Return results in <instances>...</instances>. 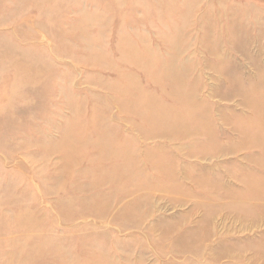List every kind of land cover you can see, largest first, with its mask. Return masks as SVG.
<instances>
[{
    "label": "rangeland",
    "instance_id": "rangeland-1",
    "mask_svg": "<svg viewBox=\"0 0 264 264\" xmlns=\"http://www.w3.org/2000/svg\"><path fill=\"white\" fill-rule=\"evenodd\" d=\"M0 48V264H264V0H0ZM96 107L114 172L76 136Z\"/></svg>",
    "mask_w": 264,
    "mask_h": 264
},
{
    "label": "bare ground",
    "instance_id": "bare-ground-1",
    "mask_svg": "<svg viewBox=\"0 0 264 264\" xmlns=\"http://www.w3.org/2000/svg\"><path fill=\"white\" fill-rule=\"evenodd\" d=\"M119 51L121 52V54H123L122 49H120ZM121 62H125L124 64L129 66V67L140 68V69H145V70L148 68V70H146V73H147V75L152 77V81H154V82L155 81H161L163 79L165 81H169V82L172 81V82H170L173 85L172 91H171V97L173 99H176V101L179 98L177 91H176V87H177L176 84H180V83L182 84V80H180L176 76H172L169 73L170 70H169L168 65H166V64L160 65V68L158 69L160 71V73L157 75V72H154V74H153V71H152L153 68H151V67H153V65L149 62H145L143 60V58L141 59V58H138L137 56L127 55L124 58H121ZM158 62H160V61H158ZM159 64H161V62ZM159 75H161V76H159ZM122 76H121L122 79H125L128 81V79H127L129 77L128 75H122ZM123 87H124V94L126 96H123L120 94L117 95L121 109L125 112H129V113L132 112L133 114L138 115V117L140 118V122L142 120V121L149 122V124H151V125L159 124L161 121L160 119H163V118H159L160 116H156L153 112H151L149 110L150 108L147 107V106H150V104L147 105L149 102L148 101L146 102V99L149 100L148 93L144 90L141 92L140 88H138L137 90L139 92H141V95L138 98L134 94L131 87L127 86L126 84H124ZM161 87L163 88V90H166L162 84H161ZM128 99L132 100V101H129ZM142 104L144 106H142ZM102 118H104V113H102V111L99 110L97 107L93 108L91 111V116L89 118V121L91 122L90 125L80 128L79 130L81 132L79 131V135H76V136L78 137V141L80 140V144L84 145L85 142H87V141L89 144L91 143L90 136L86 137L85 134L96 135L98 137V139L95 138V139H97V141L93 145V147L95 148V150H94L95 152H98V148L100 146H102L101 143L103 142V140L105 142L107 141L108 144L106 146H102L105 150V153H106V160L105 161H110L114 165L113 168L109 169L111 172H114L115 168L118 170L119 165H122V166L126 165L127 164L126 158L130 160V158H132L133 154L131 152V149L129 150L128 149L129 147H127V145L124 142L123 143H122V141L119 142L116 139V136H112V133H109L110 127H108V129H107V127L102 126V123H103L101 121ZM163 120H165V119H163ZM85 129H87V130H86V133L84 134ZM114 130H118L119 134H123L119 128H115ZM70 139L71 138H68L65 136V140L68 143L71 142L68 144L69 149L66 151V156L70 157L73 154H78V155H80V158H81V157H84V155L86 154L88 157L90 156L89 159L92 161H101V160L104 161V159H102V158L94 157L95 155H99V153L92 155L91 153H94L92 151L85 152L84 149L73 147L72 146L73 139L72 140H70ZM67 142H65V143H67ZM116 148H119V151H117V153L115 154L113 152H114V149H116ZM129 152H131V153H129ZM111 160H113L114 162H112ZM80 162H81V160H77L73 164H78ZM96 163H98V162H96ZM108 178L113 180L112 177H108ZM114 181H115V178H114ZM251 190L255 191L257 195L264 196V189H259L256 186L255 188H252ZM8 202L9 201H7L6 203H8ZM1 203H3V202H1ZM1 203H0V205H1ZM13 225H14V227L20 228V229H28V228L31 229L29 224H28V226L26 224L22 225L19 222H16V220L13 222ZM1 233H3V232H1ZM193 238H194V236H193ZM193 240L194 239H192V240L190 239L189 241H187V240L184 241L182 239L181 242L177 246H180V248H182L183 250H192L193 248H195V246L197 247L200 244V240H197L195 243H193ZM7 242H9V244H12V245L15 243V241H10V240ZM263 254H264V249H263ZM50 264H54V262H50Z\"/></svg>",
    "mask_w": 264,
    "mask_h": 264
}]
</instances>
